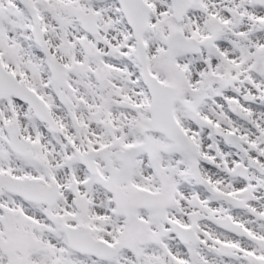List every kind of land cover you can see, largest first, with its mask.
<instances>
[{
  "label": "snow or ice",
  "instance_id": "obj_1",
  "mask_svg": "<svg viewBox=\"0 0 264 264\" xmlns=\"http://www.w3.org/2000/svg\"><path fill=\"white\" fill-rule=\"evenodd\" d=\"M0 264H264V0H0Z\"/></svg>",
  "mask_w": 264,
  "mask_h": 264
}]
</instances>
